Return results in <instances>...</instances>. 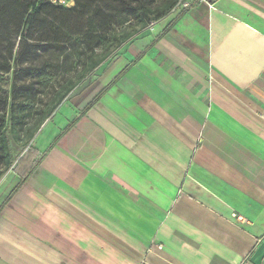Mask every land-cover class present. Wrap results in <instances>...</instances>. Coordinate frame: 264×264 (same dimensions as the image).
Wrapping results in <instances>:
<instances>
[{"label": "crops", "instance_id": "obj_1", "mask_svg": "<svg viewBox=\"0 0 264 264\" xmlns=\"http://www.w3.org/2000/svg\"><path fill=\"white\" fill-rule=\"evenodd\" d=\"M148 30L4 173L0 264H264V0Z\"/></svg>", "mask_w": 264, "mask_h": 264}, {"label": "rangeland", "instance_id": "obj_2", "mask_svg": "<svg viewBox=\"0 0 264 264\" xmlns=\"http://www.w3.org/2000/svg\"><path fill=\"white\" fill-rule=\"evenodd\" d=\"M46 2L65 10L74 7L67 2L64 4L54 0H46ZM18 7L17 0H0V117L12 118L13 130L8 136L15 156L23 154L29 147L28 144L48 123V120L51 118L54 120L57 117L58 108L61 105L38 125L39 127L35 130L33 137L29 141L26 140L27 133L36 126L52 104L53 99L56 98L57 91L65 86L67 80H74L75 87L67 94L66 98L74 91L82 90L93 81L100 73V69L112 60L120 48L115 49L110 57L94 70L85 71L86 54L80 43V41H86L85 36L82 34L77 38L68 37L67 44L61 45L47 42L52 37V23L47 16L42 21L41 31L37 35L34 34V40L32 41V43H38L40 46L25 52L19 61L14 62L12 57L5 53V47L9 43H14V54L19 49L21 38L14 34L19 28L20 22L16 11ZM77 13L78 10L71 11L70 14L64 12V15H61L66 18L65 21L74 31L81 28L77 24L80 22L75 20ZM85 25L82 24L83 30H87ZM92 31H94V28ZM147 32H150L148 26L141 29L132 38L142 36ZM65 107L66 105L60 108L59 113ZM10 109L12 115L9 114ZM51 129L52 124L38 137V143L51 132ZM3 168L0 160V169ZM8 172L0 177V192L12 179V173L8 174Z\"/></svg>", "mask_w": 264, "mask_h": 264}, {"label": "trees", "instance_id": "obj_3", "mask_svg": "<svg viewBox=\"0 0 264 264\" xmlns=\"http://www.w3.org/2000/svg\"><path fill=\"white\" fill-rule=\"evenodd\" d=\"M17 1L19 7L16 11L20 22L14 34L20 36L21 42L15 54L13 53L14 43H9L5 47V53L12 57L14 62L19 61L25 52L40 46L38 43H32L33 37L41 31L42 21L48 16L52 23V37L47 42L67 44L68 37L77 38L83 34L86 41H80V43L86 54L85 71H92L141 29L168 15L178 0H72L74 7L66 10L52 6L46 0ZM76 10L78 13L75 15V20L81 23L80 25L76 22L81 28L74 31L65 21L66 18L61 15H64V12L70 14L71 11ZM82 24H86L87 30H83ZM93 28L94 31H92ZM74 87L75 81L68 79L65 86L57 91L56 98L53 99L52 104L36 126L27 133L26 140L29 141L33 137L38 125L52 114ZM9 112L12 115L11 109ZM0 119V160L4 167L0 169L1 177L13 164L16 156L13 154L8 136L13 130L12 118L5 119L1 116ZM33 151L34 149L29 146L18 158L12 170H18ZM34 163L35 161L29 168L30 170Z\"/></svg>", "mask_w": 264, "mask_h": 264}, {"label": "built area", "instance_id": "obj_4", "mask_svg": "<svg viewBox=\"0 0 264 264\" xmlns=\"http://www.w3.org/2000/svg\"><path fill=\"white\" fill-rule=\"evenodd\" d=\"M54 1H58L59 3H70L73 5V1L72 0H54ZM195 0H178L174 6V8H188L191 6V4L194 2ZM198 1H203V2H206V0H198ZM211 6V5H210ZM154 23V22H153ZM152 24L148 25V27H150ZM159 247H161L160 244H158ZM143 264H146V263H143Z\"/></svg>", "mask_w": 264, "mask_h": 264}]
</instances>
